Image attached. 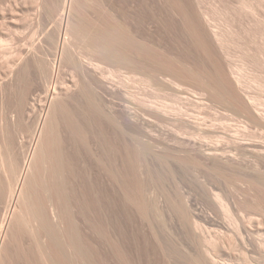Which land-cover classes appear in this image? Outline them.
Returning a JSON list of instances; mask_svg holds the SVG:
<instances>
[{"label": "bare ground", "instance_id": "1", "mask_svg": "<svg viewBox=\"0 0 264 264\" xmlns=\"http://www.w3.org/2000/svg\"><path fill=\"white\" fill-rule=\"evenodd\" d=\"M167 1L185 28L189 52L146 28L144 3L156 0H94L91 26L84 20L85 0H59L57 50L76 76L59 80L57 66H44L47 79L36 89L41 98H31L33 81L26 76L33 46L22 54L25 77L0 83L1 103L8 83L17 90L16 126L26 120L29 108L39 110L27 147L0 119V171L5 175L0 178V264H177L182 238L193 264H218L223 253L231 259L236 255L240 264H254L249 252L264 257V234L255 236L253 222L249 227L237 217L234 209L241 211L242 205L224 190L210 192L209 198L225 208V225L242 241V251L230 233L199 237L216 224L215 218L209 212L188 215L182 200L170 199V204L185 223L168 231L164 213L146 196L147 177L132 171L127 119L136 114L149 136L156 128L158 136L173 139L201 164L239 171L241 181L255 190L252 203L264 212V111L256 97L245 93L224 37L200 0ZM72 7L78 12L75 21ZM81 37L84 46L69 48L72 39ZM5 42L0 39V45ZM110 79H136L142 91L137 111H131L132 93L126 96L115 133L108 123V96L115 90ZM88 86L105 94L98 118L85 108ZM228 249L241 253L232 256Z\"/></svg>", "mask_w": 264, "mask_h": 264}, {"label": "rangeland", "instance_id": "2", "mask_svg": "<svg viewBox=\"0 0 264 264\" xmlns=\"http://www.w3.org/2000/svg\"><path fill=\"white\" fill-rule=\"evenodd\" d=\"M39 1H45V5H38ZM58 1L0 0V39L6 41L5 44L0 45L1 84L6 79H23L26 57L22 58V54L27 49L33 48V46L34 50L27 58L32 68L26 76L27 79L33 81L30 87L31 98H41L36 89L41 86V79H47L46 67L53 68V66H57L56 79L59 80L72 79L73 76H76L77 72L68 66L67 58H62L57 50L62 13V10L56 11ZM105 1L110 2V0ZM200 2L203 9L209 12L214 29L224 37V47L228 52L227 57L234 70L241 76V86L245 93L256 97L259 109L264 111V0H200ZM85 3L87 8L84 20L86 24L89 23L91 26L90 22L92 20L90 21V19L93 17L96 3L94 0H85ZM246 4H251L252 8ZM73 6L76 5L73 4ZM170 7L167 0H156L152 4L144 3L143 15L146 28L151 29L153 33L159 36L158 38L173 48H177L181 52H189L192 50V46H190L187 39L185 28L178 16L170 10ZM75 9V7L71 9L73 21L78 18L76 15L78 12ZM90 30H92V27L86 29V31ZM84 39V37H81L77 39V42L72 39L68 43L69 48L74 49L77 44L84 46ZM7 42L8 44H6ZM104 67L107 68V65H104ZM110 81V85L115 90L108 96L107 103L112 114L108 123L113 133H115L117 125L119 126L122 120V109L127 99L126 96L128 93H132L134 100L131 104V111H137L140 110L138 100L142 97V91L137 86L139 84L135 83L136 79H110ZM1 84L0 119L3 118L8 122L7 128L13 138L16 141L22 140L23 145L27 147L32 140L31 130L39 110L37 107H31L30 105L31 108L28 110L29 114L26 115V120L20 126H16L19 116L18 109L15 106L18 100L17 90L14 83H8L5 90V99L1 103ZM92 84L94 85V83ZM188 84L190 83L185 82L184 86L194 93L193 85ZM90 89H92V92ZM93 89L88 86L89 95L86 99L85 108L98 118L97 111L99 113L105 110L103 105L105 94L101 90L100 92ZM203 108V110H206V107ZM217 110L233 115L231 111H224L220 108ZM135 115L128 116L127 119L132 171L139 177H147L144 178L145 180L142 178L146 188V196L155 199L158 208L164 213V221L166 227L168 226V231L173 230L174 226L185 223L182 214L176 212L170 204V199H174L178 204L181 200L183 201L184 212L188 215L189 213L209 212L214 216L216 224L208 226L209 229L202 230L201 234L197 231L199 237L202 236L203 232L204 235L222 234V232V235H226L230 233L234 237L236 234L225 225L227 222L224 214L225 208L215 197L209 198L210 192L221 193L224 190L232 200L242 205L243 210L237 211L234 209L237 217L245 220L244 222L249 227L252 224L254 225L251 226V230L254 233L256 232L255 236L258 234V237H260L259 234H264V229H262V227L264 228V212L260 210L261 205L259 203L256 205L252 203L255 190L249 188L248 185L247 187L241 181L239 171H225L218 165L208 167L206 164H201L195 154L183 152V148L174 144L173 139L163 140L162 137L158 136L160 132L156 128L150 129L151 136L154 138H148L139 116ZM105 122L104 120L103 123ZM67 124L70 126L74 123L68 122ZM150 139L151 143H148ZM4 177V173L0 171V178ZM149 178L153 179H150V181ZM255 227L258 229L257 231ZM225 231L226 233H224ZM177 237L179 236L177 235ZM234 238L239 242L242 251L244 249L242 241L236 236ZM181 241L184 244L180 247L183 257L180 258L177 264H193L186 252L184 239L182 238ZM228 251H231L230 255L232 256L241 253L236 250L232 252L230 249ZM249 254L256 259L253 260L254 264H264L263 256L256 255L255 252L253 254L249 252ZM221 255L224 257H221ZM221 255H219V258L217 256L218 264L241 263L235 257L236 255L232 259L228 254L223 253Z\"/></svg>", "mask_w": 264, "mask_h": 264}]
</instances>
